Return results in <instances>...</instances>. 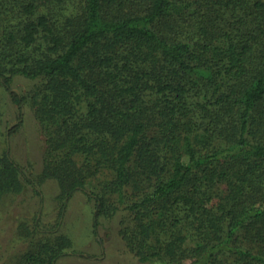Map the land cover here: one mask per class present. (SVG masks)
I'll return each instance as SVG.
<instances>
[{"label":"trees","instance_id":"1","mask_svg":"<svg viewBox=\"0 0 264 264\" xmlns=\"http://www.w3.org/2000/svg\"><path fill=\"white\" fill-rule=\"evenodd\" d=\"M0 82L47 147L36 179L0 154V204L55 180L95 235L116 196L143 264H264V0H0ZM35 241L19 264L72 247Z\"/></svg>","mask_w":264,"mask_h":264},{"label":"rangeland","instance_id":"2","mask_svg":"<svg viewBox=\"0 0 264 264\" xmlns=\"http://www.w3.org/2000/svg\"><path fill=\"white\" fill-rule=\"evenodd\" d=\"M35 83L23 77L14 79L12 89L26 96ZM8 141V142H7ZM46 141L40 123L31 107L25 105L23 116L11 94L0 82V154L8 152L11 159L36 179L44 169ZM99 182L87 186V192L99 193ZM38 191V193L35 191ZM60 187L55 180L41 186L25 183L18 195H7L0 204V264H19V257L33 247L31 242L65 236L72 247L57 264H143L130 253L121 235L130 217L118 207L116 196L109 197L106 213L99 218L98 234L94 233L97 205L94 198L78 191L66 202L59 198ZM39 221L35 234L34 224ZM124 223V224H123Z\"/></svg>","mask_w":264,"mask_h":264}]
</instances>
